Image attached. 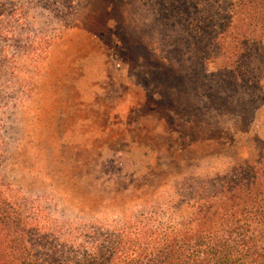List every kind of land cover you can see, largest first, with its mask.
Returning a JSON list of instances; mask_svg holds the SVG:
<instances>
[{
    "label": "rangeland",
    "instance_id": "1",
    "mask_svg": "<svg viewBox=\"0 0 264 264\" xmlns=\"http://www.w3.org/2000/svg\"><path fill=\"white\" fill-rule=\"evenodd\" d=\"M149 3L0 0L1 174L50 222L198 193L264 146V96L180 59Z\"/></svg>",
    "mask_w": 264,
    "mask_h": 264
},
{
    "label": "trees",
    "instance_id": "2",
    "mask_svg": "<svg viewBox=\"0 0 264 264\" xmlns=\"http://www.w3.org/2000/svg\"><path fill=\"white\" fill-rule=\"evenodd\" d=\"M149 1L180 59L264 96V0ZM50 221L0 167V264H264V146L198 193L114 221Z\"/></svg>",
    "mask_w": 264,
    "mask_h": 264
}]
</instances>
